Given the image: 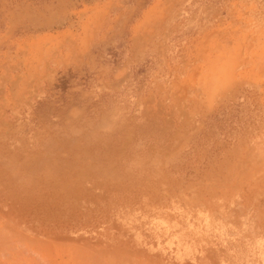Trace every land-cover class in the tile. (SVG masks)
<instances>
[{
	"label": "rangeland",
	"instance_id": "rangeland-1",
	"mask_svg": "<svg viewBox=\"0 0 264 264\" xmlns=\"http://www.w3.org/2000/svg\"><path fill=\"white\" fill-rule=\"evenodd\" d=\"M0 264H264V0H0Z\"/></svg>",
	"mask_w": 264,
	"mask_h": 264
}]
</instances>
